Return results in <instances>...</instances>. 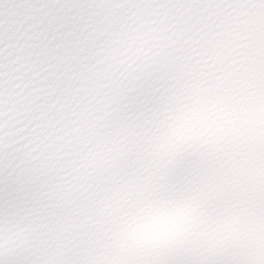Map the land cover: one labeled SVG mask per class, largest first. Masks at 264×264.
Segmentation results:
<instances>
[{"label": "snow or ice", "instance_id": "1", "mask_svg": "<svg viewBox=\"0 0 264 264\" xmlns=\"http://www.w3.org/2000/svg\"><path fill=\"white\" fill-rule=\"evenodd\" d=\"M0 264H264V0H0Z\"/></svg>", "mask_w": 264, "mask_h": 264}]
</instances>
